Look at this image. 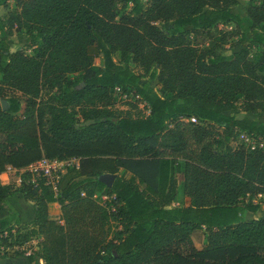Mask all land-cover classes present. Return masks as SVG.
<instances>
[{
    "label": "trees",
    "instance_id": "obj_1",
    "mask_svg": "<svg viewBox=\"0 0 264 264\" xmlns=\"http://www.w3.org/2000/svg\"><path fill=\"white\" fill-rule=\"evenodd\" d=\"M9 1L16 10L0 20V175L42 158H78L80 167L66 170L56 197L41 183L0 181V209L16 192L35 209L31 223L0 236V258L39 239L28 257L41 264H264V217L244 219L259 210L252 199L264 198V123L246 116L264 115V55L248 54L251 44L264 48V0H248L245 17L231 12L237 0L0 6ZM117 4L131 8L118 16ZM19 30L31 55L3 39ZM231 35L241 49L216 53ZM115 89L140 101L116 110ZM180 162L188 204L167 208ZM103 174L115 175L111 188L98 181ZM102 194L105 206L93 199ZM50 202L59 213H49Z\"/></svg>",
    "mask_w": 264,
    "mask_h": 264
},
{
    "label": "rangeland",
    "instance_id": "obj_2",
    "mask_svg": "<svg viewBox=\"0 0 264 264\" xmlns=\"http://www.w3.org/2000/svg\"><path fill=\"white\" fill-rule=\"evenodd\" d=\"M246 1V0H244ZM238 4V8L236 11L242 13L243 12V8L245 6V2H243V0H240V2L237 3ZM16 2L15 1H9L8 3H6L5 6H0V20L1 19H5L12 11L16 10ZM131 8V4H128L126 6V8H122L121 5L117 4L115 6V10L118 13V16L124 14V13H128L129 10ZM233 29H235V25L231 24L230 26L226 27L225 30L226 31H232ZM247 37H249V34H247ZM3 39H5L11 46V51H22L27 55H31L32 54V48L29 45L28 41H27V35L25 34V32L23 30H19V31H13L11 33V35L9 36H5L3 37ZM241 49V46L239 44V37L237 35H231V36H226L224 42L218 46L215 47V51L218 54H230L236 51H239ZM248 54H249V59L251 61L257 62L259 61L262 56L264 55V48L261 46H257V45H249L248 47ZM137 73H139L140 75H142L141 78V83H146L147 79H148V74H143L141 71L136 70ZM261 75H264V71ZM150 86L156 91L159 92L160 91V85L157 83V81H152L150 83ZM111 97H112V102L114 104V109L119 110V111H126L129 109V103H135L136 101L134 99L131 98V92L125 89H115L114 91H112L111 93ZM138 108L141 111H144L143 106L138 103L137 104ZM230 114H235L234 112H231ZM247 117H249L250 119H255L256 121H264V115L258 114V115H246ZM240 139V137H239ZM252 145H256L255 142H249ZM166 161V160H165ZM163 167H165V173H164V182L166 181V173H167V163L165 165H163ZM77 173H71V175H76ZM119 176V174H117ZM176 180L180 183L182 182V174H181V162L177 168V173H176ZM177 201L179 203V205L185 206L186 202L183 200L182 198V190L181 187H179L178 190V195H177ZM252 203L253 204H257L259 205V210L257 213L255 214H251V213H246L244 216V219L246 221H250L259 217H264V198L263 197H255L254 199H252ZM206 233V229L203 228L202 231L197 232L196 237L193 239L194 245L196 248H201L204 244V234Z\"/></svg>",
    "mask_w": 264,
    "mask_h": 264
},
{
    "label": "crops",
    "instance_id": "obj_3",
    "mask_svg": "<svg viewBox=\"0 0 264 264\" xmlns=\"http://www.w3.org/2000/svg\"><path fill=\"white\" fill-rule=\"evenodd\" d=\"M240 2V0H237V3ZM245 6L243 8V12L240 13L237 10L238 4L231 9V12L233 14L239 15L241 17H245V9L247 7L248 0L244 1ZM8 3V2H7ZM255 120V119H253ZM259 121V120H257ZM264 123V121H259ZM163 162H161V171H160V177H159V191L162 192L165 186L164 182V173H165V167H163ZM25 170L21 171H14L11 168H7V170L0 175V181L3 185H14L15 189H18L20 185L17 183V179L24 174ZM119 176H124L126 178L129 177V175L126 174V172L123 169H120L118 172ZM24 177L26 175H23ZM178 182V181H177ZM182 183V182H181ZM179 187H181L180 183L178 182V190ZM177 190V195H178ZM177 195L175 201L167 208L172 207H186L188 202L187 199L182 195L183 200L186 202L185 206L179 205L177 201ZM5 206L6 209H0V236H5L8 230H11L12 233H15L17 229L20 227L27 225L31 223L35 216V209L33 202L26 200L22 194L19 192L14 193L13 195L9 196L5 200ZM59 204L57 202H50L48 204V211L49 213H59ZM39 242V239H33L30 240L28 243H26L20 250L23 251L22 255L14 257V258H0V264H41L39 261L37 262H31L29 260V257L27 256L28 251H34L36 249V245Z\"/></svg>",
    "mask_w": 264,
    "mask_h": 264
},
{
    "label": "built area",
    "instance_id": "obj_4",
    "mask_svg": "<svg viewBox=\"0 0 264 264\" xmlns=\"http://www.w3.org/2000/svg\"><path fill=\"white\" fill-rule=\"evenodd\" d=\"M131 98L135 101H140L139 96L134 95L133 92H131ZM139 103L144 108L143 102ZM192 121H194V119H192ZM241 138L245 139V141H248V139H246L244 136H241ZM79 167L80 160L78 158L64 160L42 158L26 168L24 174H22L17 179V183L20 186L25 184L31 185L32 187H37L41 183L43 186L48 187L54 194V197H56L62 175L66 172V170H78ZM23 175H26L25 178ZM93 199L97 200V202L103 206H105V203L110 201L109 197L104 194L98 196L95 195ZM110 210L113 212L114 207H112ZM29 254L30 251H28L27 256Z\"/></svg>",
    "mask_w": 264,
    "mask_h": 264
},
{
    "label": "water",
    "instance_id": "obj_5",
    "mask_svg": "<svg viewBox=\"0 0 264 264\" xmlns=\"http://www.w3.org/2000/svg\"><path fill=\"white\" fill-rule=\"evenodd\" d=\"M8 109V103L6 101H1V110L6 111ZM115 175L103 174L98 177V181L105 185L107 188H111Z\"/></svg>",
    "mask_w": 264,
    "mask_h": 264
}]
</instances>
